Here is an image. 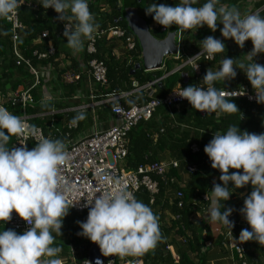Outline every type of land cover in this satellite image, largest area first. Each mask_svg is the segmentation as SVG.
Here are the masks:
<instances>
[{
	"label": "clouds",
	"instance_id": "9594fccd",
	"mask_svg": "<svg viewBox=\"0 0 264 264\" xmlns=\"http://www.w3.org/2000/svg\"><path fill=\"white\" fill-rule=\"evenodd\" d=\"M197 3L198 0H178L174 6L150 3L145 14L165 29L175 25V33L202 27L215 33L217 26L222 25L223 40H232L241 49L246 41L251 42V51L243 55L249 62L235 64V59L225 56L218 69L206 70L200 84L181 88L178 83V91L173 93L198 112L217 116L239 113L241 118L232 100L245 95L244 90L229 92L214 85L235 79L237 69L243 70L256 103L264 105V65L255 62L258 55H264V17L258 13L242 15L235 6L222 5L220 0H205L194 6ZM22 4L23 0H0V18L16 16ZM39 5L46 10L51 8L59 21H67L63 36L74 53L80 52L84 40H91L99 28L88 0H39ZM199 45L197 54L184 59L194 70L201 57L212 60L225 52L222 40L211 35ZM84 119L81 111L70 124L75 126ZM36 131L35 126L0 106V225L8 223L13 212L28 225L22 233L0 230V264H63L58 256L62 249L53 245L55 236H61L63 220L70 210L66 195L70 186L60 174L61 166L69 159L65 142L41 136L31 150L25 144L7 147L11 137L35 135ZM203 151L211 168L220 172V183L214 182L210 197L206 196L210 198V221L223 225L232 236L234 222L229 216L233 209L222 211L221 201H227L233 189L251 185L240 209L251 230L242 229L238 241L243 244L254 240L264 246V132L249 133L229 126L223 133L213 134ZM97 175L100 183L110 188L85 199L83 207L88 214L85 221L78 222V235L97 245L104 257H135L153 249L161 239L159 217L121 181L107 174ZM96 264L101 262L97 260Z\"/></svg>",
	"mask_w": 264,
	"mask_h": 264
},
{
	"label": "crops",
	"instance_id": "0c3cea01",
	"mask_svg": "<svg viewBox=\"0 0 264 264\" xmlns=\"http://www.w3.org/2000/svg\"><path fill=\"white\" fill-rule=\"evenodd\" d=\"M264 0H242L241 4L238 6L239 11L242 15L249 13H259L264 10V4L260 7L256 5ZM133 0H119L117 4V11L124 14L125 9L131 6ZM102 12H107V6L102 4L100 6ZM123 16V15H122ZM140 17H144L139 14ZM149 26V25H148ZM158 25L153 23L149 26L151 32L157 29ZM62 28V27H61ZM60 27L54 28V34L57 37ZM212 36V32L209 29H203L197 31L196 29L186 32L184 36H181L180 43L177 44L178 54L175 56H170L163 60V64L158 72L161 71L163 76L161 78H154L150 80L153 82L155 80H163L164 78L177 73L179 78L182 79V83L186 84L189 80L187 73L182 71V68L190 69L192 71V82L191 85H198L202 82V78L205 75L206 70L218 69L221 60L226 56L228 58L235 59V64L245 63L249 61L243 56L246 53L250 52L252 49L251 42H245L244 48H239L231 40H223L225 44V52L223 55L218 56L216 59L207 60L204 57L198 61L199 67L197 70H194L192 65L186 64L184 59L194 56L199 52V42L202 41L207 36ZM62 36V34H61ZM60 37V36H59ZM107 42H103L105 48L110 49L109 54L106 52L104 57L108 56L113 59L114 62H117L121 66L133 65L135 60L131 53L126 49L124 42L121 39H105ZM36 44L40 43V40L35 41ZM66 39L62 38L58 41L56 56L52 59V63L48 62L38 63L34 66L38 70L40 79L38 87L34 88L35 81L27 71L22 69L12 68L9 71H2L0 69V83H3V74H11L10 79L8 80L10 86L7 85L6 92L0 93V106L5 107L10 113L18 116H22V111L19 108H14L9 104V97L17 93L19 90H31L33 93L34 104L31 107L26 109V116L30 121H42L47 119V126H37L40 127L43 131V134L46 138L56 140L54 134L55 131L64 132L65 136L60 137V139L65 142L66 147L71 143L78 141L80 139L90 136L91 133L97 130H107L113 126L120 124V121L116 120L111 116L110 108L111 106H102L99 108H87L81 109L82 106L94 104L101 102L104 97L102 93H97V86L91 81L88 72H87V60L88 55L85 52L86 40H84L83 49L74 53L72 49L67 47ZM87 59V60H86ZM137 64H142V54L137 58ZM173 61L172 70L167 74L165 73L166 67L165 63ZM177 62V63H176ZM255 62L258 64L264 65V55H258L255 58ZM234 64V66H235ZM134 67L130 74H134ZM144 73H153L156 71H147L143 70ZM241 71V72H240ZM65 72H71L74 74L80 75V80L74 84H68L62 82V76ZM239 73L242 74L243 70L237 69V76L235 79L225 82H216L214 85L219 90H233L238 89L241 86H247L245 83L237 81L239 78ZM185 75V77H183ZM245 78V75H244ZM132 81V80H131ZM159 84L152 88V90L144 91V87L147 84L138 86L136 82L132 81V89L124 91L120 90L117 94L126 95V97L121 101L124 106H128L130 102L134 103L137 95L139 93H145L149 98L153 96L156 92L157 87H161ZM181 86V82L179 83ZM17 87L12 89L11 86ZM136 85V86H134ZM178 83L173 88L177 89ZM220 85V86H218ZM248 87V86H247ZM172 90V91H173ZM151 91V92H150ZM94 95V98L91 96ZM155 98V97H154ZM238 107L239 112L241 113V118L239 113L225 114L217 116L215 113H212L207 116L210 117L204 123L206 117L198 115L192 108L181 105L176 108H165L160 107L156 109L153 113L152 120L147 123H141L136 128L134 127L132 131L128 134L127 140V156L119 163V167L125 171H134L139 165H146L153 162L170 164L172 162H177L178 165L183 162V153L187 143H190V146L197 145L200 151H203L205 145L209 143L212 139V135L216 132L223 133L229 126H237L241 131V127L244 125L243 121L245 115L243 114V108L241 106V101L233 100ZM35 105L49 107V112L38 111L37 114H30L28 110L33 108ZM83 112L86 119L91 118L92 124L89 125L86 119L82 120L81 124L74 129L68 130L67 126L71 125L70 121L72 120V115L80 112ZM241 120L242 122L240 123ZM31 122V123H32ZM77 129V131L75 130ZM75 130V131H73ZM68 131V132H67ZM69 131H73L69 133ZM264 132V129H260L256 134ZM70 135V137H69ZM143 135H147L148 138L152 140L149 144H146L143 140ZM12 142L14 136L11 137ZM10 138V139H11ZM11 144H8L7 147L11 148ZM168 173H175V177L170 179V182L176 186L168 187L163 193V203L161 206L155 208V214L159 217V225L162 231H168L166 234V242L172 246L174 253L179 256L176 252V247L183 249V244L181 243L180 236H177L174 231H169L171 227L173 216L169 210L172 202L176 199V193L178 189H185V192H189L191 189L185 187L190 183V174H188L184 169H172ZM215 181V179H212ZM232 187V186H231ZM230 187V188H231ZM210 189H206L201 196L210 197ZM200 191L199 189H195ZM250 190V191H249ZM251 185L243 187L241 189H233V194L229 197L228 201L235 205V210L238 211L236 218L239 221H245L244 217L240 213V209L243 207L244 198L250 194ZM192 203L196 205L206 204V209L203 213H195L191 216L190 220L194 224H201L202 226V238L204 245L200 255H194L187 253L188 259L192 264H239L237 255L235 254L232 246L235 242L240 243L234 237L229 239L226 236L227 229L219 224L212 223L209 219V206L210 198L202 201L200 200V195L192 194ZM245 249V259L248 264H264V254L259 251H256L253 246L250 245L249 241L242 244Z\"/></svg>",
	"mask_w": 264,
	"mask_h": 264
},
{
	"label": "trees",
	"instance_id": "16d2710c",
	"mask_svg": "<svg viewBox=\"0 0 264 264\" xmlns=\"http://www.w3.org/2000/svg\"><path fill=\"white\" fill-rule=\"evenodd\" d=\"M30 5L26 4L27 0H25V3L21 5L20 9L17 10L18 14V19L19 22L23 25V29L18 32L19 40L17 42V48L22 56L23 59L28 60L29 63L34 67L38 63H45L48 62L51 64L52 59L55 58L56 56V49L58 47L57 43L59 40L62 38L64 39L63 36V25L67 23L61 22L57 19V14L49 9H44L39 5V0H29ZM119 0H88V6H89V11L94 15L95 22L99 25V28L97 30H104L108 29L110 27H119L121 28L126 36H133L132 32L128 28L127 23L125 20H120L122 18L123 13L117 11V4ZM205 2V0H198V3L194 6H200ZM242 0H220V4L226 5V6H235L239 10V5L241 4ZM150 3H157V4H167L169 6H174L176 3H178V0H141L140 3H137V0H133V4L136 5L138 14H141L145 16V9ZM104 4L107 6V12H102L100 6ZM264 4L263 2H260L256 5V7H260L261 5ZM219 6V5H218ZM262 17H264V10L260 11L258 13ZM147 25H151L155 23L152 19V16L149 17V19L146 20ZM72 24L74 26L75 21H72ZM157 24V23H156ZM158 27L155 31L151 30L152 36H154L156 39L162 40L165 38L166 33L162 32L161 29L163 28L159 24H157ZM60 27V35L62 36H55L54 34V28ZM222 25L217 26V31L215 33H212V36L215 38H220V28ZM171 28H176L175 25H173ZM170 29V28H169ZM169 29H166L167 31ZM207 29V27H202L199 30ZM194 30V29H193ZM192 30H188L187 32H190ZM47 32L48 36L44 39H40V43L36 44L39 38V36L43 33ZM185 33H182L184 36ZM134 37V36H133ZM135 39V48L131 53L133 58L135 59L133 61V65L129 66H121L117 62H114L113 59L110 57L106 56L104 57V54L107 52L109 54L110 49L105 48L103 45V42L105 39H101L97 41L96 43V53L92 56L88 57V60L91 58L96 59L98 61H102L106 67L107 73H106V78H107V87H99L97 86V93H115L117 94L120 90H130L132 89V81L136 82L138 86H142L148 82H150L151 78H161L163 76V73L161 71H156L153 73H144L143 70H145L144 66H141L140 69L136 70L134 74H130L132 71L135 63H137V57L141 54V49L140 45ZM232 41V40H231ZM250 42V41H246ZM49 46H52L54 49V55L53 56H48L45 59H37L36 56H34V53L42 54V53H47V48ZM11 29L10 25L6 22V18H0V69L2 71H9L12 68L16 69H22L23 67H17L16 66V60L11 52ZM224 53L217 54L214 59H216L218 56L223 55ZM213 59V60H214ZM87 60V59H86ZM87 60V61H88ZM173 61H169L165 63V73H169L172 70V63ZM177 63V62H176ZM182 71L187 73L189 76V80L186 84L182 83V79L179 78V75L177 73H174L172 75H169L168 77L164 78L163 80L160 81L161 87H157L156 92L153 94L151 98L148 97L145 93H139L137 95V98L135 99V105L138 106H143L145 105L148 101L151 99L155 98H162L168 93H170L173 88L176 86L177 83L181 82V88H184L186 86L191 85L192 82V71L190 69H185L182 68ZM31 77H33L29 72H27ZM11 74H3V83H0V93L6 92V87L7 85L10 86L9 79H10ZM132 80V81H131ZM240 80V81H239ZM237 81L245 83L250 91H253L251 88L250 83L244 78V74L239 73V78ZM78 82V81H77ZM76 83V82H75ZM74 84V83H72ZM39 85V84H38ZM38 85L34 86L38 87ZM220 86V85H218ZM17 85L14 87L11 86L12 89H15ZM30 93H33L30 90ZM32 95V94H31ZM33 98V96H32ZM34 100V98H33ZM238 101H241V106L243 108V114L245 115V119L243 121L244 125L241 127L242 131H248L249 133H254L257 132L260 129H264V105L262 104H250L247 103L244 99H237ZM134 103L130 102L128 106H132ZM163 107V106H161ZM15 108V107H14ZM160 108V107H159ZM38 111H43V112H49V107L46 106H38L35 105L33 108L28 110V113L30 114H37ZM78 115L77 113L72 115V119ZM208 116V115H207ZM204 119V123L206 122L207 119L210 117ZM87 117V116H86ZM85 117V119H86ZM153 117V115H152ZM152 117L146 121V122H140L138 125L141 123H147L152 120ZM239 120V118H238ZM85 121V120H84ZM88 121L89 125L92 124L91 118L86 119ZM240 123L242 122L239 120ZM32 121H30L31 123ZM82 121L77 122V129L78 126L81 124ZM31 125L37 127V126H47V119H43L42 121H33ZM137 125V126H138ZM136 126V127H137ZM135 127V128H136ZM77 129H75L77 131ZM73 130V131H75ZM69 131V133L73 132ZM68 132V131H67ZM54 134L55 138L64 137L65 136V131L62 133L60 131H55ZM70 137V135H69ZM15 138V136H14ZM143 140L145 141L146 144H149L152 140L147 137V135H143ZM12 138L9 140L8 144H11ZM14 142V140H13ZM12 142V144H13ZM12 146V145H11ZM183 162L180 164V169L185 170L186 165H192L196 168V171L194 173H188L190 174V183L188 184L186 188L191 189L189 192H185L181 189H178V192L182 193V198L174 200L172 202L171 206L169 207V210L171 212V215L173 216V221L171 224V227L169 228V231H174L177 236H180L182 238L186 239V243L183 245V249H179L176 247V252L179 254V261L177 264H192V262L188 259L187 253H191L194 255H200L202 247L204 245V241L202 238V226L201 224H194L190 218L193 214L195 213H203L206 209V204L196 205L192 203V194L195 195H202V193L206 189H210L213 186V183H220L219 181V175L220 172L218 170H214L211 168L210 161L204 151H198V153L192 154L190 151V143L186 144L184 153H183ZM230 172L235 171L230 169ZM175 177V173L171 172L170 174L167 173V175L161 179L160 177H153L154 180L158 182V193L157 195L154 196V201L152 204H150V196L147 192L144 191H139L138 193L135 194V198L147 206H149L152 211H155L156 207H159L163 203V193L168 187H176L174 186L171 182L170 179ZM212 179H215L212 180ZM232 185L229 184V188ZM199 189L200 191L198 192ZM250 191V190H249ZM177 192V193H178ZM176 193V195H177ZM200 198V197H199ZM232 198V197H230ZM223 204L222 211L225 208H232V215L233 219L230 220L234 222V227L232 228V235L233 237L238 241L239 233L242 229H248L249 225L247 224L246 221H239L236 216L238 211L235 210V205H232L228 200L223 203L221 201V205ZM155 214V212H154ZM160 220V219H159ZM84 221V215L82 213H77L75 211L69 210L68 215L64 218L63 220V226L61 229V236H55L54 240V245L53 246H58L62 249L61 253L58 254L59 258L66 257L68 254L69 250V244L71 247L74 248H80L81 253L77 257V264H80L81 261H83L86 258V250L87 248L92 244L88 239L78 235V233L81 231L80 228L78 227V222H83ZM160 227V225H159ZM8 230L7 227L0 225V230ZM161 232V239L158 241L157 245L153 248L150 249L148 252L141 256H135L134 258H137L139 260H142L144 264H173L170 258V255L168 252L165 251V247L169 244L166 242L165 238L167 236L168 231H162L160 228ZM19 233V232H17ZM78 235V237L76 236ZM65 236L68 238V246L62 245L61 240L62 237ZM250 245L253 246V248L256 251L261 252L264 254V248L259 245L257 242L249 241ZM133 258V257H131ZM253 264V263H251Z\"/></svg>",
	"mask_w": 264,
	"mask_h": 264
},
{
	"label": "built area",
	"instance_id": "2783aa9c",
	"mask_svg": "<svg viewBox=\"0 0 264 264\" xmlns=\"http://www.w3.org/2000/svg\"><path fill=\"white\" fill-rule=\"evenodd\" d=\"M25 0H23V4ZM22 4V5H23ZM28 5L30 1L27 0ZM49 10H52L49 8ZM53 11V10H52ZM6 22L10 25L11 29V52L16 60L17 67H23L27 72H29L35 81V85L39 84L40 75L37 69H35L28 60H25L20 55L17 42L19 40L18 32L23 29V25L19 22L18 14L12 18H6ZM63 31L65 25L62 27ZM162 32L166 33L165 28L161 29ZM58 34L57 36H59ZM48 36L47 32H43L38 40L44 39ZM61 36V35H60ZM182 33H176L175 40L179 44L181 41ZM101 39H121L127 51L130 53L135 48V39L133 36H126L125 32L119 27H110L104 30H97L93 34L91 40H86L85 52L88 56H92L96 53V43ZM218 39H221L218 38ZM178 54V51H177ZM37 59H45L48 56L54 55V49L52 46L47 48V53H34ZM87 72L94 85L99 87H107L106 78V67L102 61L91 58L87 62ZM80 80V75L71 72H65L62 76V82L72 84ZM160 81V80H159ZM158 80L153 82H148L143 88L144 91L152 90L159 84ZM245 92L243 96H237L233 100L244 99L247 103L255 104V93L250 91L247 86H241L238 89L226 90L235 91L237 93H242V89ZM178 91V88L171 91L162 98H154L148 101L143 106L132 105L124 106L122 100L126 95H119L115 93L103 94L104 99L101 102L82 106L81 109L87 108H99L102 106H111L110 113L111 116L116 120L120 121V124L113 126L107 130H97L90 134V136L80 139L75 142H71L67 147L69 153V159L67 162L61 166L60 174L65 178L70 190L66 193L67 199L69 201V208L77 213H82L84 215V221L87 219L88 209L83 207L85 199H91L93 195H99L97 193L101 190H109V185L101 184L99 181V174H107L111 176L114 180H119L121 183L130 191L133 192L134 196L139 191L147 192L150 196V204L154 201V196L158 193V182L154 180L153 177H160L163 179L169 168L178 169L179 165L177 162H172L170 164L153 162L146 165H139L134 171H125L121 169L118 165L127 156V137L128 134L136 127L140 122L148 121L153 113L159 107L163 106L165 108H176L181 105H186L190 108L191 105L173 92ZM94 98V95L91 96ZM9 104L12 107L19 108L22 111L21 118L24 119L29 125H31L29 118L26 116L25 112L28 107L33 106L34 100L30 93V90L21 89L17 93L9 97ZM232 100V101H233ZM198 115L205 117L206 113L198 112L193 109ZM76 126L68 125V130L74 129ZM35 135L26 136H15L14 142L11 147H20L24 145L29 150L36 145L41 136L45 137L43 131L40 127H35ZM46 138V137H45ZM190 151L192 154L198 153L199 148L197 145L190 146ZM185 171L187 173H194L196 168L192 165H186ZM176 197L178 199L182 198V193L178 192ZM200 200H207L205 196H200ZM72 204H74L73 207ZM229 218L232 220L233 215L231 214ZM244 223V221H243ZM3 226L8 229H13L19 233L27 230L28 225L25 224L15 212L11 214V220L4 224ZM78 237V235H76ZM226 236L229 239L233 238L226 231ZM68 238L63 236L61 240L62 245L68 246ZM181 243L184 245L186 239H180ZM91 244L86 250V258L81 261L80 264H92L89 260V251L92 246ZM69 250L66 257L62 258L63 264H77L76 260L78 255L81 253L80 248L71 247L69 244ZM264 248V246H262ZM235 254L237 255L239 264H248L245 259V249L241 243L235 242L232 246ZM240 249V250H239ZM165 251L169 253L171 261L173 264H177L179 261V256L174 253L172 246L167 245ZM202 251V250H201ZM101 264H144L142 260L131 257H119L110 256L104 257L101 254Z\"/></svg>",
	"mask_w": 264,
	"mask_h": 264
},
{
	"label": "water",
	"instance_id": "95a60500",
	"mask_svg": "<svg viewBox=\"0 0 264 264\" xmlns=\"http://www.w3.org/2000/svg\"><path fill=\"white\" fill-rule=\"evenodd\" d=\"M140 1L141 0H137V3H140ZM150 16L151 15H145L144 17H140L136 5L132 4L125 9L120 20H125L133 36L137 39L140 45L142 64L145 70L157 71L161 68L165 58L177 55L178 47L175 40L176 28H170L164 39H156L150 33L149 26L146 23V20L149 19ZM170 33H175V35H170ZM140 68L141 65L137 64L133 72ZM183 77H185V75H183ZM89 260L92 264H96L97 260L101 262V252L97 245H93L90 249Z\"/></svg>",
	"mask_w": 264,
	"mask_h": 264
}]
</instances>
